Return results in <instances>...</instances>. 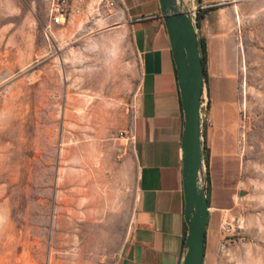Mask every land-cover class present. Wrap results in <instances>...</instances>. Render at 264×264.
<instances>
[{
  "label": "rangeland",
  "instance_id": "rangeland-1",
  "mask_svg": "<svg viewBox=\"0 0 264 264\" xmlns=\"http://www.w3.org/2000/svg\"><path fill=\"white\" fill-rule=\"evenodd\" d=\"M69 1L53 25L49 0H0V264H111L128 231L131 40L100 0ZM227 5L239 159L203 264H264V0Z\"/></svg>",
  "mask_w": 264,
  "mask_h": 264
},
{
  "label": "crops",
  "instance_id": "crops-1",
  "mask_svg": "<svg viewBox=\"0 0 264 264\" xmlns=\"http://www.w3.org/2000/svg\"><path fill=\"white\" fill-rule=\"evenodd\" d=\"M231 1L190 0L195 15L197 9L206 10L198 26L195 20L198 39L204 43L203 91L208 99V122L201 123L210 186L205 255L215 229L211 214L228 206L224 202L230 200L232 189L230 167H236L239 159L240 106L229 32L234 10L227 5ZM108 9L111 22L129 34L137 71L129 127L134 135L130 143L134 202L127 234L111 264H180L186 234L183 113L167 28L159 0H114Z\"/></svg>",
  "mask_w": 264,
  "mask_h": 264
},
{
  "label": "water",
  "instance_id": "water-1",
  "mask_svg": "<svg viewBox=\"0 0 264 264\" xmlns=\"http://www.w3.org/2000/svg\"><path fill=\"white\" fill-rule=\"evenodd\" d=\"M159 6L169 36L183 113L181 159L186 234L180 264H203L209 219L200 120L205 73L198 46L195 10L190 0H159Z\"/></svg>",
  "mask_w": 264,
  "mask_h": 264
},
{
  "label": "built area",
  "instance_id": "built-area-1",
  "mask_svg": "<svg viewBox=\"0 0 264 264\" xmlns=\"http://www.w3.org/2000/svg\"><path fill=\"white\" fill-rule=\"evenodd\" d=\"M108 8L113 7L114 0H100ZM195 10V9H194ZM80 12V8L77 5H73L69 0H49V16L50 23L53 25H62L73 14ZM195 16V14H194ZM208 99L203 91L200 102V120L208 122L207 117ZM120 135L127 142L131 143L134 138L133 132L130 128L121 131Z\"/></svg>",
  "mask_w": 264,
  "mask_h": 264
},
{
  "label": "trees",
  "instance_id": "trees-1",
  "mask_svg": "<svg viewBox=\"0 0 264 264\" xmlns=\"http://www.w3.org/2000/svg\"><path fill=\"white\" fill-rule=\"evenodd\" d=\"M205 13H206V10H201V9H197L196 10L195 20H196V25L197 26L199 25L200 20L204 17ZM198 46H199V51H200V55H201V60H202L203 66L205 67L206 58H205V52H204V43L200 39H198ZM204 157H205V163L207 165L208 164V160L206 159V155ZM207 173H208V171H207ZM205 180L207 182V187H208V190H209L210 186H209V177H208V175L205 176ZM207 198H208V203H209V193L207 195ZM224 203H228V202H224ZM218 216H219V211H214L211 214V219H212V222H213V224L215 226V229L212 232L211 239L208 242V245H209L210 242H211V244H213L216 241V239H217V236H218V232H217ZM209 221H210V216H209L208 222ZM205 250H206V237H205Z\"/></svg>",
  "mask_w": 264,
  "mask_h": 264
}]
</instances>
